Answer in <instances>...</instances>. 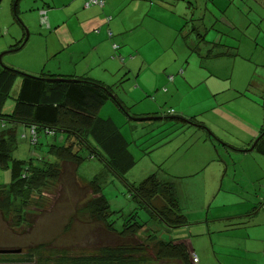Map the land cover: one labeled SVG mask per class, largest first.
Masks as SVG:
<instances>
[{
    "label": "rangeland",
    "instance_id": "374dc122",
    "mask_svg": "<svg viewBox=\"0 0 264 264\" xmlns=\"http://www.w3.org/2000/svg\"><path fill=\"white\" fill-rule=\"evenodd\" d=\"M152 1L154 20L146 19L142 27L128 34L129 43L118 41L121 58L127 64L122 74H127L115 83V91L132 114L156 116L127 122L126 114L112 101L107 102L99 114L100 118H111L120 128L137 163L120 176L107 166L104 158L92 155L87 145L75 148L84 158L81 165L71 175L65 174L63 183H49L40 193L31 196L26 206L29 218L44 213L33 230L29 231L25 225L16 227L18 213L15 210L19 205H14L13 211H6L3 216L0 214V256L4 259L2 254L6 251L18 256L15 257L17 261L9 263L21 264L27 260L24 255L29 254V248L49 238L54 241L52 246L74 247L75 253L83 248V257L96 255L101 241L97 230L101 226L83 211V204L92 196L84 194L82 187L94 179L101 184V192L111 210L118 212L110 218L115 220L119 231L123 229L124 219L137 212L141 222L148 221L145 229L154 230L164 242L184 241L192 245L197 242L199 231H207L208 226L215 225L229 228L228 218L238 214L246 216V210H250L252 218L264 216L259 213L264 208V154L257 146L251 150L264 132V0H191L189 10L198 11L200 19L203 14L211 13L203 21L207 29L202 31L207 32L209 44L201 43L196 33L188 35L182 27L171 32L160 17L167 3L180 11L188 8L189 3L185 0ZM14 2L0 0V66L39 75L58 67L53 66L54 62L69 60L72 47L63 52L66 55L60 60V56L54 58L45 52L46 41L38 33L43 27L42 20L41 17L36 19L44 5L54 13L57 8L66 11L67 7H62L63 0L50 8L51 3L44 0V4L19 0V18L33 19L30 29L22 23L29 38L26 36L27 40L11 51L9 47L20 41L23 33L22 26L12 16L13 5L17 4ZM138 5L148 6V3L129 0L123 13L127 10L129 15ZM70 22L71 29H76L77 22ZM216 41L233 49L229 52L228 48L215 47ZM210 51L213 52L208 57ZM221 53L224 55H217ZM69 65L63 63L62 68ZM20 85L18 77L10 97L4 102L3 113L13 112ZM257 123L258 131L263 132L254 137L250 135V126L256 127ZM9 124L8 120L0 118V135ZM24 130L23 126L21 132L19 126L15 141L18 146L13 153L15 159H33L35 165L40 164L41 159L56 161L49 154V148L51 144L61 146L65 143L60 133L55 137L43 132L35 145L30 138L22 139ZM247 141H253L250 147L244 144ZM155 173L163 180L172 179L176 183L175 196L189 226L169 229L143 203L131 198L128 183H141ZM10 177L9 170L0 169V186L8 185ZM74 181L78 184L72 188ZM163 200L159 197L153 205L160 207ZM72 217L75 219L69 229L66 225ZM261 228L264 230V226ZM140 239L144 242L147 237L141 235ZM136 243L140 244L138 240ZM47 252L56 256L55 262L64 254L58 248L45 252L36 249L31 252L33 263L22 264L42 261L53 264ZM2 263L8 264V261H0Z\"/></svg>",
    "mask_w": 264,
    "mask_h": 264
},
{
    "label": "trees",
    "instance_id": "16d2710c",
    "mask_svg": "<svg viewBox=\"0 0 264 264\" xmlns=\"http://www.w3.org/2000/svg\"><path fill=\"white\" fill-rule=\"evenodd\" d=\"M14 1L17 0H13V3ZM18 3L14 4L12 9V16L15 15L16 19H13L16 21L21 20L18 14ZM41 13L44 15L42 16V22H44L46 11L42 10ZM26 36L28 37V32L24 33L23 40ZM18 77L21 78V85L18 96L14 98V110L12 113L5 114L3 113L4 102L10 97L11 89ZM113 93L111 87L86 76L66 77L45 72L34 75L8 66H0V118L12 123V126L9 124L0 135V169L9 170L11 176L8 185L0 186L2 216L6 211H13L14 205H19L15 210L18 213L16 227L25 225L29 231L33 230L38 218H41L44 213L36 215L34 219L29 218L26 206L31 196L40 193L49 183L51 185L63 183V176L71 175L83 162V156L80 155L79 150L75 149L83 144L90 148L92 155L104 158L107 166L120 176L134 167L137 162L129 149L130 143L124 139L112 119H103L99 116L103 106L111 99L120 107H124L119 99L113 97ZM18 123L23 124L25 133L27 132L23 133L22 139L30 138L35 145L38 144V137L43 132L48 135L54 132L55 137H57L56 133H60L65 143L61 146L51 144L49 148V154L55 157L56 161L41 159L40 164L36 166L33 159L27 161L15 159L13 153L18 146L15 143L18 139L16 129ZM4 127L6 128V124ZM32 127H35L37 136L35 143L31 133ZM262 138L257 143V150L264 154ZM77 184L78 182L74 181L72 188L77 187ZM128 185L131 198L138 203H143L149 212L155 214L167 225V228L189 226L186 216L179 208L175 196L177 195L176 183L172 179L163 180L155 173L141 183H128ZM82 187L84 194L87 192L92 196L83 204V211L89 219L101 226L97 230V232L100 231L99 239L101 240L98 246L99 252L96 255L83 257V264L195 263L184 241H161L154 230L145 229L148 221L141 222L137 212H133L124 219L123 229L119 231L115 227V220L110 218L118 212L111 210L108 200L101 192V184L94 179ZM159 197L164 198L162 205L154 206L153 202ZM74 219V217L70 218L67 228L70 229L73 226ZM140 235L147 239L142 242ZM50 239L52 238L44 242L39 241L35 247L29 248L27 250L29 254L25 255L27 260L32 261L31 252L34 253L36 249L38 252H45L47 247H53ZM135 239L140 244L136 243ZM143 252L148 253L149 257L143 256ZM5 257L3 259L0 256V261L4 263L17 261L15 260L17 256H10L11 259Z\"/></svg>",
    "mask_w": 264,
    "mask_h": 264
},
{
    "label": "crops",
    "instance_id": "0c3cea01",
    "mask_svg": "<svg viewBox=\"0 0 264 264\" xmlns=\"http://www.w3.org/2000/svg\"><path fill=\"white\" fill-rule=\"evenodd\" d=\"M44 1L51 3L48 5L49 8L58 3V0ZM93 1L95 0H63L62 7H67V10L62 11V8H57L58 11L56 13H54L53 10L48 11L45 5L40 8V11H46V20L44 22L41 21V26L43 27L38 32L46 41L45 52L54 58L60 56V60L62 55H66L63 53L66 49L72 47L71 49L73 50L70 54L69 60L61 59L58 63L54 62L53 66L58 67L50 68V70H46L45 73L66 77L86 76L92 80L102 82L104 85L111 87L114 91V97L122 102L124 107H120L113 99H111V101L126 114L129 119L127 122H138L151 119L147 116L154 117L156 114L140 115L147 119L134 116L132 112H130V108L126 105V102H123L116 93L115 88L117 85H115V83H118V81L123 79L127 74H122V71L126 69L125 65L127 64L123 62V59L121 58L122 53L120 52L121 48L118 45V41L120 43H129V37H127L128 34H132L135 29L142 27L146 19L154 20V16H152V8L154 6L153 1L141 0L147 2L148 6L138 5V7H136V9L129 15L127 14V10L123 13V9L127 6L129 0H96V4H94ZM133 1L139 2V0ZM185 1L188 4L191 0ZM41 2H43V0H36V4ZM88 3L90 6L86 7ZM167 4L166 7L164 6V13L161 14L160 17L165 21L168 30L171 32H177L178 29L182 27L183 31H187L188 35L196 33L198 40L201 43L205 42L204 44H209V42L206 41L207 35L205 34L207 32L204 33L202 31L207 29V24L203 23V21H205L211 13L203 14L200 19V13L198 11L194 9L189 10V7L192 8V3H189L188 8H184V10L181 11L177 10L175 6L169 3ZM18 5H20V3H18ZM18 14L20 17V9ZM42 16L44 15H42L41 12L40 15H36L37 21L40 17L42 20ZM13 18H15V15ZM22 19L20 21L15 20L16 23L22 26V39L11 44L9 47L10 49H14L16 45L23 41L25 26H23L22 23L25 22L28 29H30L33 17ZM196 19L198 20L195 23ZM71 20L77 22L76 29H71L72 22L68 23ZM9 35H11V33ZM116 37L118 38L116 39ZM190 38L192 39V36H190ZM48 40L52 41L49 42ZM211 44L213 43L211 42ZM213 45L215 47L219 46L220 48H228L227 50H229V52L233 49L223 46L220 41L214 42ZM235 50L237 51V49ZM212 52L213 51L209 52L208 57L212 55ZM117 53L120 56H118ZM217 55H224V53ZM118 58L122 60L120 61ZM63 63H70V65L62 68ZM71 66H74V68ZM20 71L26 72L21 69ZM181 73H183V71H181ZM111 83H114L115 86ZM126 111L130 113L131 116L127 115ZM10 124L12 126V123ZM256 125V127L250 126V135L254 137H257L263 132L262 130V132L258 131L257 127L259 124L257 123ZM19 126L22 132L24 125L20 123L16 124L17 131H19ZM117 128L120 130L118 126ZM261 135L262 137L264 136V134ZM124 139L126 138L124 137ZM126 141L128 140L126 139ZM252 143L253 141H247L244 144H246L247 147H250L249 145ZM246 211V216H238V214L232 218H228L226 223L231 226L229 228L227 226L220 228L219 225H215L214 227L208 226L207 231H199L200 234L198 236L199 238H197V242L192 245L190 243H188V245L186 244L188 246L189 254L192 256V260H197L195 263L193 262V264H258L257 262L259 260H264V230L261 228L264 226V216L252 218V214L249 212L250 210ZM259 213L264 214V208ZM214 220H217V218H214ZM80 240L83 243V238ZM55 248L63 250L64 254L61 256L62 258L60 260L55 262L56 256H52V252H47V254L49 253L47 258L53 260V264H83V248L75 253L73 251L74 247H67L68 249H65L55 244L53 247H47V249ZM2 255L6 256L5 258L7 259H11L10 256H14V253L6 252V254L3 253ZM142 255H147L149 257L146 252H143ZM137 260L139 261V259ZM22 263L33 262L25 260ZM43 263L44 261L39 262V264ZM262 264H264V262Z\"/></svg>",
    "mask_w": 264,
    "mask_h": 264
},
{
    "label": "clouds",
    "instance_id": "9594fccd",
    "mask_svg": "<svg viewBox=\"0 0 264 264\" xmlns=\"http://www.w3.org/2000/svg\"><path fill=\"white\" fill-rule=\"evenodd\" d=\"M96 1V0H95ZM89 4V3H88ZM90 6V4L87 6L86 5V7H89ZM28 38H29V35H28ZM20 47V46H19ZM19 47H17V48H14V49H11V51L12 50H17ZM117 48V47H116ZM171 80H172V78H171ZM113 97H114V95H113ZM31 133H32V135H33V142L35 143L36 142V140H37V136H36V133H35V127H32L31 128ZM54 134V132H52L51 134H49V135H53ZM263 134H264V132H263ZM261 136V135H260ZM262 138V137H261ZM257 145V144H256ZM6 252H11V251H6Z\"/></svg>",
    "mask_w": 264,
    "mask_h": 264
},
{
    "label": "water",
    "instance_id": "95a60500",
    "mask_svg": "<svg viewBox=\"0 0 264 264\" xmlns=\"http://www.w3.org/2000/svg\"><path fill=\"white\" fill-rule=\"evenodd\" d=\"M261 137H262V136H261ZM260 139H261V138H257V139H256V142H255L254 146L251 148V150L254 149V147L256 146V144L259 142Z\"/></svg>",
    "mask_w": 264,
    "mask_h": 264
},
{
    "label": "built area",
    "instance_id": "2783aa9c",
    "mask_svg": "<svg viewBox=\"0 0 264 264\" xmlns=\"http://www.w3.org/2000/svg\"><path fill=\"white\" fill-rule=\"evenodd\" d=\"M96 2H97V1H93L94 4H96ZM88 5H89V4H87V6H88ZM194 260H195V262L197 261L196 259H194Z\"/></svg>",
    "mask_w": 264,
    "mask_h": 264
}]
</instances>
